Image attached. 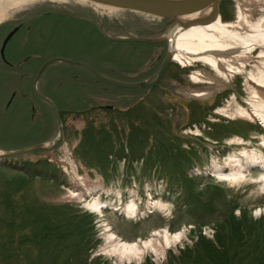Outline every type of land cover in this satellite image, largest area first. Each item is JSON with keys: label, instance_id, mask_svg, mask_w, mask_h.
<instances>
[{"label": "rangeland", "instance_id": "1", "mask_svg": "<svg viewBox=\"0 0 264 264\" xmlns=\"http://www.w3.org/2000/svg\"><path fill=\"white\" fill-rule=\"evenodd\" d=\"M263 2L264 0H221L219 19L222 23H236L240 9L248 11L252 21L264 19ZM81 3L39 2L11 13L0 25V45L10 28L7 21L31 23L43 13L64 7L72 8L76 16H90L94 23L90 32L84 33L89 27L79 22H73L68 28L58 27L61 20L57 18L39 22L31 34L20 33L6 48L5 60L22 64L27 56L36 54L42 56L39 67L46 59L60 53L70 60H80L90 65L107 78L135 83L154 79L168 48L174 57L172 42L159 46L113 40L118 37L168 36L170 41L174 37L171 32L178 27L174 21L118 9L104 13L84 1ZM172 41L174 43L173 39ZM248 52H252V60L250 59L243 73L234 66L232 69L225 67L218 74L198 61L191 65L185 60L183 63L173 61L158 85L150 89L114 87L78 69L75 74L79 78L70 82L67 78L59 77V72L52 69L54 71L50 70L47 74L48 82L43 81L37 87L53 102L56 110H64L70 106V113L64 112L66 134L57 148L31 153L23 150L11 156L6 155L8 150L21 149L39 142L37 134L40 130L56 131V122L49 108L33 95L31 83L17 84L15 77L18 75L13 74L15 69L7 68L0 59V190H5L8 181L22 178L19 171H24L25 163L48 160L46 162L49 169L41 170L42 164L41 168L38 165L34 167V177L16 193L12 190V198L21 208L23 205L41 209L62 207L70 210L76 217L86 220L91 217L93 230L90 238L96 246L83 255H87L88 264H143L147 260L154 264H167L169 253L178 255L182 249L191 247L199 234L212 239L216 226L224 219L227 209L235 204L237 208L233 214L240 217L241 212H245L246 224H264V183L259 181L264 174L263 168L258 164L252 165L244 172V178L235 181L221 180L215 173L220 168H228V161L233 156L240 158L259 154L264 158L262 123L257 118L239 113L240 109L251 111L249 103L257 101L247 78L258 62V45ZM22 66L19 68H26ZM13 92L16 93V98L6 108V102ZM22 93H25L26 100H22ZM259 94L264 97V90L260 88ZM139 102L145 110L137 109L141 106ZM109 107L112 108L110 112L106 111ZM129 107L136 110L132 120L143 127V130L145 127L141 120L149 122V117L154 114L156 121L162 124H152L154 131L140 142L142 149L145 148L144 153L148 154L149 148H155L159 142L158 134L163 131L164 138L180 147L184 157H190L191 165L187 167L185 163L186 168L183 170L189 178L196 180L198 190L205 196L209 187L222 190L220 197L214 201V211L200 227H197L198 217L188 216L187 212L176 209L175 197L181 188L171 180L168 170L172 164L163 161L161 169L158 166L150 170L145 168L143 158L132 162L128 158L131 155L127 142L130 134L127 130L129 120L126 118L131 114ZM33 110L39 117L35 116L31 120ZM140 115L142 119L137 117ZM88 124L94 125L95 131L99 129V124L102 125L106 135L110 131V137L115 140L113 151L123 149L127 156L116 159L112 155L109 162L101 161L96 156L95 147L85 146L84 129ZM215 124L220 127H215ZM113 127L124 130L125 135L117 139L112 132ZM55 137L56 132L45 146H49ZM102 137L95 133L98 145ZM142 138L144 135L138 134V139ZM146 157L147 155L144 158ZM91 164H95V167H91ZM49 178L56 181H50ZM205 196H202L203 201ZM97 201L110 204L109 208L102 210L101 214L93 211L90 207ZM1 212L9 221V212ZM34 213L43 224H46L48 217H54L49 216L51 212L45 210H35ZM49 224H53V221ZM164 231H181L183 237L179 243L170 245H165L159 236L152 237L155 232L162 235ZM111 233L125 242L153 238L161 244L156 252L146 251L140 259L135 260L118 253L119 245L110 238ZM40 252L43 257L44 251Z\"/></svg>", "mask_w": 264, "mask_h": 264}, {"label": "trees", "instance_id": "2", "mask_svg": "<svg viewBox=\"0 0 264 264\" xmlns=\"http://www.w3.org/2000/svg\"><path fill=\"white\" fill-rule=\"evenodd\" d=\"M220 6L221 3L219 9ZM113 44L115 43L113 42ZM139 104L141 106L137 109L145 110L142 103L139 102ZM106 109V111H112V108ZM128 109L131 110V114L126 116L129 120L127 130L130 133L127 142L131 152L128 158L131 162L143 158L145 168L150 170L152 167L157 168L158 166V169H161L163 161L172 164L169 166L168 172L171 173V180L177 182L181 188L178 196L175 197L176 209L179 212H187L188 216L198 217L197 227H200L205 218L214 211L212 209L214 201L220 197L222 190L217 187H209L206 196L199 191L198 184L195 183L196 180L189 178L183 170L186 165L187 167L191 165L190 157L188 155L184 157L180 147L173 145L168 138H164L163 131L158 134L159 142L155 148H149L148 154L144 153L145 148L142 149L140 142L144 141L151 131H154L152 128L154 124H162L156 121L155 114L149 117V122H143L141 115L137 116L142 119V125L145 127L143 130V127L136 125L132 120L136 115V110L133 107ZM214 126L220 127L217 124ZM94 128L95 126L92 124L86 126L84 138L87 143H84L85 146L87 144L90 148H96V156L100 157L101 161L109 162V157L112 155L116 159L127 156L123 149L113 151L115 140L110 137V131L106 135L105 128L100 124L97 131ZM115 128L113 127L112 132L117 136V139L125 135L124 130ZM95 133L99 134L100 138L103 133L100 145L95 141ZM140 133L144 135V138L138 139ZM145 155H147L146 158H144ZM24 165V171H19L22 178L8 181L5 190H0V264H88L87 255L84 256L85 258L83 255L96 246V243L92 244L90 238L93 230L91 217L88 220L76 217L70 210L62 207L41 209V207L23 205L21 208L14 202L12 190H15L14 193H16L29 184L35 174L33 171L36 168L34 167L38 165L41 170L49 169V164L46 161L39 164L27 162ZM94 165L91 164V167H95ZM49 179L56 181L53 178ZM202 196L206 197L205 201L202 200ZM236 205L230 206L224 219L220 224H216V231L212 239H206L199 234L191 247L182 249L178 255L169 253L167 264H264V224H246L247 214L245 212H241L240 217L233 214L234 209L237 208ZM3 210L9 212V221L4 218L1 212ZM35 210L51 212L50 215L48 213L47 215H54V217L52 219L48 217L46 224H43L40 218L35 215ZM51 221L53 224H49ZM40 250L44 251L43 257L40 256L42 254ZM143 264L154 263L147 260Z\"/></svg>", "mask_w": 264, "mask_h": 264}, {"label": "bare ground", "instance_id": "3", "mask_svg": "<svg viewBox=\"0 0 264 264\" xmlns=\"http://www.w3.org/2000/svg\"><path fill=\"white\" fill-rule=\"evenodd\" d=\"M64 1L73 3H81L84 1L104 13L115 9L85 0H0V23L8 18L11 13L22 11L34 3ZM247 12L246 10L242 11L240 9L238 21L232 24L222 23L219 17H216L206 25H195L187 29L176 28L171 32L174 34L172 38L174 40V43L172 41V49L175 51L173 61L183 63V60H185L188 65L198 61L204 63L218 74L223 72L225 67L229 69L234 66L236 70L243 73L252 57V52H248V50L258 45V62L253 68L254 72L250 71L248 73L249 77L247 78V83L250 85L252 94L257 101L255 103H249L250 107H252L251 111L247 112L244 109H240L239 113L242 116L257 118L264 127V97H261L259 94L260 88L264 90V19L252 21L253 18ZM211 15L212 9L209 6L195 13L177 17V21L180 27L191 21L210 18ZM262 146L264 147V142ZM228 164L230 166L228 168L226 167L228 169L227 171H225L226 168H223V170L220 168V170L218 167L217 169L219 170L215 172L221 180H240L245 177L244 172L252 165L258 164L264 170V158L259 154L244 155L240 158L233 156V159L229 160ZM259 181L264 183V174ZM109 205L97 201L90 208L101 214L102 210L109 208ZM153 236H159L165 245H170L174 242L179 243L183 237V233L181 231L175 233L164 231L162 235L159 232H155ZM110 238L114 243L119 245L118 249H120V252L118 253L121 256L123 255L135 260L140 259L146 251L156 252L157 247L161 244L153 238L145 241L125 242L118 239L113 233H111Z\"/></svg>", "mask_w": 264, "mask_h": 264}, {"label": "flooded vegetation", "instance_id": "4", "mask_svg": "<svg viewBox=\"0 0 264 264\" xmlns=\"http://www.w3.org/2000/svg\"><path fill=\"white\" fill-rule=\"evenodd\" d=\"M70 2V1H69ZM49 3H66V1L64 2H49ZM73 3V2H72ZM72 8H61V9H58L56 11H53V12H46V13H43L42 15H40L38 18H35L34 21H32L31 23L30 22H24V21H17L15 23H12L11 21H7V24L10 25V28L9 30L6 32V34L4 35L3 39H2V42L4 40V38L12 31H15L14 34L11 36V38L9 39V41L7 42L6 46H5V49L4 51L6 50V48H8V46H10L12 44V42H14L20 33H24L25 35L26 34H31L34 30V27L39 23V22H49V21H52L54 18L56 19H59L61 20L60 23H58V27H62V28H68L70 27L73 22H79V23H83L86 27H89V29L87 28L86 31L84 33H88L90 32V27L91 25L94 23V20L90 17V16H86V15H77L76 16V13H74L73 10H71ZM4 22V21H2ZM0 23V25H2L3 23ZM56 25V26H57ZM162 33L164 31H161ZM139 37H143V36H139ZM145 38H150V37H145ZM153 39H161V41L157 42V43H153V44H156V45H159V46H163L165 43L168 42V36H163V37H160V38H153ZM27 39H25L26 41ZM114 40V39H113ZM2 42H1V45H0V49H1V46H2ZM172 42V38L170 39V43ZM122 43H131V42H122ZM133 44H143V43H133ZM168 51V50H167ZM166 51V53H167ZM166 55V54H165ZM42 56L40 55H32V56H27L22 63L24 67L26 68H19L22 66L21 62H17V63H13L12 61L10 60H5V57H4V60L2 59L1 57V54H0V59L1 61L5 64V66L7 68H11V69H15L13 71V74L14 75H18V77L16 76L15 79L18 80L17 81V84H28L29 82L31 83L32 85V93L33 95L39 99L40 101H42L47 108H49L51 114L53 115V112H52V107L45 101V100H42L40 99L39 97H37L34 92H33V84L35 83V80L37 79L38 75H39V71L40 69L42 68V66L49 60H58L56 62H53L52 64H50L49 66H47L43 72L39 75L37 81H36V88H37V91L39 94L45 96L44 94H42V92L40 91V89L38 90V85H40L43 81L44 82H48L46 81L47 77H49L48 74V71H56L59 72L58 74L59 77L61 76L62 79L63 78H67L69 79L68 81L70 82H74L77 80V78H79L76 74H75V71L78 69L80 71H84L85 73H87L89 76L93 77L91 75V73L86 70L83 66H80L78 63H83V64H86L80 60L78 61H73V60H70L68 57H66L65 55L63 54H56V55H53L51 56L49 59H46L42 64H40V66L38 67L39 65V62L41 61ZM165 57V56H164ZM61 60V61H59ZM62 60H65V61H69V62H72L73 64H68L66 62H63ZM88 65V64H87ZM22 66V67H23ZM90 66V65H89ZM38 67V70H36V68ZM169 67V66H168ZM54 69V70H52ZM168 69V68H167ZM36 72V73H35ZM68 75V76H65V75ZM95 78V77H93ZM96 79V78H95ZM62 82V81H60ZM19 92V91H18ZM22 96V100H26V96H25V93H22L21 94ZM46 97V96H45ZM16 98V93H12L8 99V101L6 102V108H8L9 106L12 105L13 103V100ZM47 99H49L48 97H46ZM50 100V99H49ZM51 101V100H50ZM52 102V101H51ZM53 103V102H52ZM0 104H1V100H0ZM53 107L55 109V112L58 116V119L57 120L54 116V120L56 122V131H44L43 129L40 130L37 134V138L40 139L39 142H35V144L33 145H30L29 144L25 147H22L21 149L19 148H14V149H11V150H8L7 151V156H11V155H17L19 154L20 151H23L25 150H29L28 153H31V152H37V151H41L43 149H54V148H57L58 145L60 144V142L62 141V139L64 138V135L66 134V131H67V128H66V121H65V114L64 112H67L70 113L71 111V108L70 106H67L66 108H64V110H56L54 104H53ZM0 111H1V108H0ZM35 110H33V117H31V120H34L35 119V116L39 117L38 115H35ZM39 114V113H38ZM56 132V137H55V140H53L49 146H45V143H49L51 141V138H52V134H54ZM36 139V140H38ZM32 144V143H31ZM48 147V148H47ZM26 152V153H27ZM43 161H45V159H39L36 161L37 164L39 163H42ZM47 162H49L48 160H46Z\"/></svg>", "mask_w": 264, "mask_h": 264}, {"label": "water", "instance_id": "5", "mask_svg": "<svg viewBox=\"0 0 264 264\" xmlns=\"http://www.w3.org/2000/svg\"><path fill=\"white\" fill-rule=\"evenodd\" d=\"M85 1L103 4V5L118 9V10L130 11V12L145 14V15L156 17V18L163 19V20L174 21L175 24L178 26L177 28L187 29L195 25L209 24L213 18L219 17V3L221 0H85ZM209 6H211V9H212V15L210 18L191 21L179 27L177 17L186 16V15L195 13ZM14 32L15 31L10 32L4 38L2 42L0 54L3 60H4L5 46L7 42L9 41V39L11 38V36L14 34ZM114 40L118 42H131V43H143V44H153V43H157L161 41V39H153V38H145V37H118V38H114ZM168 42H170L169 39H168ZM56 61L58 60L47 61L40 69L39 75L43 72V70L47 66H49L50 64ZM62 61L68 64H73L72 62H69V61H65V60H62ZM171 62H173V56H172V52L170 48H168V51L154 79L150 82L139 81L135 83H127V82H123L119 80L110 79V78H107L101 75L94 68H92L91 66L87 64H83V63H78V64L80 66H83L86 70H88L91 73V75L95 77L97 80L104 82L108 85L122 88V89H138V88L150 89L158 85V83L160 82L161 78L163 77L164 73L166 72ZM37 79L35 80V83L33 84L34 94L40 99L45 100L52 107L53 116L57 120H59L55 112V109L53 107V103L49 99H47L45 96L38 93L37 88H36Z\"/></svg>", "mask_w": 264, "mask_h": 264}]
</instances>
